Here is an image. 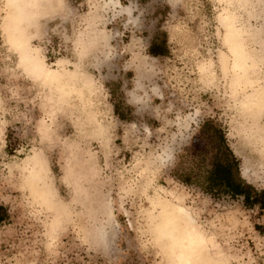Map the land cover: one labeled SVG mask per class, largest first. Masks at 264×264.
Returning a JSON list of instances; mask_svg holds the SVG:
<instances>
[{
	"label": "clouds",
	"instance_id": "clouds-1",
	"mask_svg": "<svg viewBox=\"0 0 264 264\" xmlns=\"http://www.w3.org/2000/svg\"><path fill=\"white\" fill-rule=\"evenodd\" d=\"M120 6L82 0L72 21L67 0H0V135L42 159L39 179L0 168L13 206L0 204L12 214L0 222V264H84L81 252L88 264H113L126 255L121 245L143 264H264V232L255 230L264 228V126L243 155L236 148L241 106L264 113V0H163L151 38L135 37L147 41L138 69L124 67L128 30L118 34L126 21L112 12ZM142 8L151 11L147 0ZM226 15L242 71L224 43ZM48 73L71 95L50 86ZM141 77L145 111L123 88ZM53 108L68 133L42 141L39 121ZM177 112L190 118L180 140ZM208 123L237 191L213 185L211 164L192 156Z\"/></svg>",
	"mask_w": 264,
	"mask_h": 264
},
{
	"label": "rangeland",
	"instance_id": "rangeland-1",
	"mask_svg": "<svg viewBox=\"0 0 264 264\" xmlns=\"http://www.w3.org/2000/svg\"><path fill=\"white\" fill-rule=\"evenodd\" d=\"M145 0H120L121 6L119 8L113 7L112 12L114 18L119 20H124L126 23H123L119 27V32H124L125 29L128 30V33H135V36H130L128 33H125L124 43L127 45L125 49L124 59L128 60V64L125 65V68H133L138 69L140 66L139 60V50L147 41L143 38H135L139 35L140 32H144L148 35V38H151V33L154 32L157 27L158 20L163 16V0H147V2L151 6V11L145 10L142 8V4ZM82 3V0L74 2L73 0H67V8L65 10L64 15L69 18V20L75 21V9L78 4ZM159 5V7H157ZM155 12V18H147L151 17L152 13ZM58 23V21H57ZM222 25L226 28L224 43L227 46L228 52L234 57L236 63H234V69L238 71L243 70V61H244V51L242 46L236 41L234 37L233 30L230 26V18L226 15L221 20ZM130 41V42H129ZM223 55V54H222ZM129 76L132 73L128 74ZM122 76V73L117 74V78L119 79ZM143 77L138 79L135 82V86L128 82V79H124L123 88L124 91L127 92V103L130 105L136 106L140 111H145L149 108L147 103V96L142 94L144 92V85L141 82ZM47 82L50 86L55 85L57 92L60 93L61 96L71 95L70 91H65L62 86L59 84V76L57 73H48L47 74ZM251 87V84H248ZM118 103V108L121 112H124L123 101L120 98L119 92H116L114 97ZM51 103V101H50ZM239 115L241 118V142L236 145L238 152L243 155L250 147L252 139L257 135L259 129L264 126V113H262L258 107L253 104L242 105L239 109ZM175 123L174 133L175 138L180 140L184 137L186 132V127L188 120L190 118L183 116L179 112L175 113L172 117ZM62 123L59 117L56 115V109L46 112L44 114V118L39 121L38 131L41 137V140L50 139V135L53 132L56 136H64L67 135L68 130L59 128V124ZM151 131L150 129H147ZM204 150L210 155V147L207 146V143L202 140L201 136H199L193 146L192 156L194 159L199 160V158L194 157V154L198 150ZM40 150L37 147L31 148V155L24 156L25 148L19 147L14 148L11 142V139L7 141L5 136L0 135V168H2L5 174L11 178L13 174V169L18 168V170H22L28 172L31 177L34 179H39V171L38 168H42V159L37 153ZM22 159H18L22 157ZM208 158L205 157L200 161V163H204ZM209 162V161H208ZM247 163V161H246ZM8 191L4 190L0 191V204L7 205L8 208L13 207L11 204V200L8 195ZM15 195V192H13ZM47 203V201H45ZM178 211H183V209H178ZM12 219V214L5 207H0V222H6L7 220ZM258 234L264 232V228H261L259 224L256 225V229ZM121 253H126V255L116 254L113 257V264H143L142 257L134 250H129L125 245H121ZM81 257H83L84 264H88V256H86L83 252L80 253ZM71 259V254L70 257ZM73 264H79L78 261L73 260Z\"/></svg>",
	"mask_w": 264,
	"mask_h": 264
},
{
	"label": "trees",
	"instance_id": "trees-1",
	"mask_svg": "<svg viewBox=\"0 0 264 264\" xmlns=\"http://www.w3.org/2000/svg\"><path fill=\"white\" fill-rule=\"evenodd\" d=\"M77 2L79 0H73ZM202 140L207 143V146L210 147V155L202 149L198 150L194 157L203 160L208 158L209 163L212 166V172L210 174V180L213 185H223L226 188L237 191L236 186L232 181V173L230 169V158L223 146V141L220 137L219 132L216 128L208 123L203 127V131L200 134ZM235 170H233V175Z\"/></svg>",
	"mask_w": 264,
	"mask_h": 264
},
{
	"label": "bare ground",
	"instance_id": "bare-ground-1",
	"mask_svg": "<svg viewBox=\"0 0 264 264\" xmlns=\"http://www.w3.org/2000/svg\"><path fill=\"white\" fill-rule=\"evenodd\" d=\"M17 49H18V51H20V53H21V60L23 61L25 59L24 52H23V49H24L23 41L17 42Z\"/></svg>",
	"mask_w": 264,
	"mask_h": 264
}]
</instances>
